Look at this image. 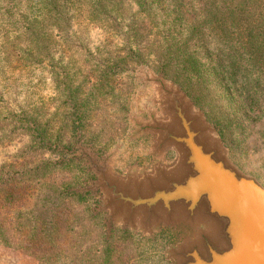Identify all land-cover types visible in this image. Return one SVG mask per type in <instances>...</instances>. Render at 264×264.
<instances>
[{
    "label": "rangeland",
    "instance_id": "rangeland-1",
    "mask_svg": "<svg viewBox=\"0 0 264 264\" xmlns=\"http://www.w3.org/2000/svg\"><path fill=\"white\" fill-rule=\"evenodd\" d=\"M174 2L162 0L152 20L135 3L106 11L105 28L71 27L61 46L39 38L33 73L0 66V264H175L171 250L188 235L180 224L130 229L118 218L109 228L107 193L93 190L95 162L108 159L112 176L138 180L180 160L174 146L157 150L159 133L140 132L171 121L154 81L161 75L147 59L110 71L104 57L116 49L137 45L141 59L159 51L208 136L264 185V0H194L179 18ZM25 9V0H0V27L19 31ZM98 67L109 69V86ZM27 120L59 127L60 141L47 149Z\"/></svg>",
    "mask_w": 264,
    "mask_h": 264
},
{
    "label": "water",
    "instance_id": "water-1",
    "mask_svg": "<svg viewBox=\"0 0 264 264\" xmlns=\"http://www.w3.org/2000/svg\"><path fill=\"white\" fill-rule=\"evenodd\" d=\"M141 49L137 45L125 53L116 49L104 60L112 66L110 71L119 68L118 73H123L129 70V61L144 65L147 59L146 65L161 75L154 81L164 95V109L171 121L141 124L140 132L159 133L157 150L174 146L180 160L171 169L157 168L138 180L112 176L107 170L108 159L102 164L95 162L99 182L93 190L107 193L104 210H110L108 227L118 218L130 229L137 223L150 228L160 222H177L188 235L171 250L175 264H264V185L243 173L229 160L222 145L208 136L209 127L194 111L188 95L174 85L180 81L159 51L151 50L141 59ZM97 70L109 86V69ZM59 88L61 93L66 91L64 85ZM98 88L105 87L99 83ZM27 122L35 137L45 138L47 149L60 141L59 127L40 129L32 127V120ZM0 248L4 252V245Z\"/></svg>",
    "mask_w": 264,
    "mask_h": 264
},
{
    "label": "trees",
    "instance_id": "trees-1",
    "mask_svg": "<svg viewBox=\"0 0 264 264\" xmlns=\"http://www.w3.org/2000/svg\"><path fill=\"white\" fill-rule=\"evenodd\" d=\"M174 1L178 18L184 13L183 5L190 7L194 2ZM132 3L137 4L142 15L151 20L154 12L163 11L162 0H25L22 21L15 28L19 31L0 27V66L6 73H33L39 54V38L53 46L64 45L71 27H76L82 33L103 29L107 24L104 12L123 11ZM4 13L11 16L9 9H5ZM196 30L194 27L188 31L187 39L192 38Z\"/></svg>",
    "mask_w": 264,
    "mask_h": 264
}]
</instances>
